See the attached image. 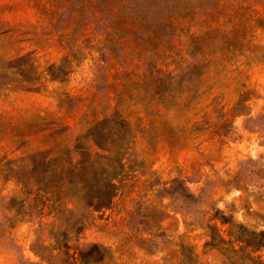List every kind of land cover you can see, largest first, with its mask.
Instances as JSON below:
<instances>
[{"label": "rangeland", "instance_id": "rangeland-1", "mask_svg": "<svg viewBox=\"0 0 264 264\" xmlns=\"http://www.w3.org/2000/svg\"><path fill=\"white\" fill-rule=\"evenodd\" d=\"M5 4L16 7H0V264H75V251L93 244L109 254L100 264H253L240 252L205 247L208 229L186 223L216 206L264 231V0L243 22L255 28L248 38L253 51L224 66L214 57L202 75L187 69L174 86L183 92L174 109L155 106L154 115L144 109L141 77L177 69L184 46L145 59L89 48L66 59V44L35 0H0ZM76 45L88 46L83 38ZM116 97L135 137L125 154V186L112 206L96 212L78 240L69 234L70 250L58 248L48 209L13 227L11 198L25 197L17 177L28 178L33 160L48 151L65 157L104 134ZM190 192L197 203L186 197ZM63 231L55 230L60 242ZM254 255L264 260L263 251Z\"/></svg>", "mask_w": 264, "mask_h": 264}, {"label": "trees", "instance_id": "trees-1", "mask_svg": "<svg viewBox=\"0 0 264 264\" xmlns=\"http://www.w3.org/2000/svg\"><path fill=\"white\" fill-rule=\"evenodd\" d=\"M35 1L36 7L49 19L51 33L66 44V59L83 55L87 48L103 55L130 50L145 59L149 52L156 54L162 48L184 46L179 51L182 52L181 57L186 55V59L180 62L177 69L156 68L141 77L144 109L147 114L154 115L158 112L155 106H162L167 112L174 109L177 98L183 93L174 86L187 69H191L194 76L197 73L202 75L209 69L214 57L220 66H224L253 51L248 38L255 28H247L243 22L257 12L254 5L261 0ZM0 7L11 10L16 6L5 4ZM72 26V33H68ZM261 27L264 29V26ZM81 38L88 46L76 45ZM153 62L155 64V60ZM115 99L117 107L109 126L104 128V134L91 136L86 146H77L81 147V152L76 149L65 157L48 151L40 159L33 160L28 178L17 177V185L21 186L25 197L11 198L13 227L27 217H37L48 209L47 215L54 218L52 233L58 248L70 250L69 234L78 240L88 220L96 212L112 206L125 186V154L135 137L131 134L132 121L125 114V109L120 108L122 100ZM146 99L149 101L145 102ZM140 123L141 119H137L136 126H141ZM32 195L33 207L29 209L27 202ZM186 197L194 203L198 201L191 192ZM77 202L81 204L82 212L78 211ZM69 203L74 206L69 207ZM212 209L213 213L203 212L199 220L186 223L190 229H208L205 235L209 240L204 246L224 252H240L241 259L264 264L261 255H254L264 252V231H256L237 222L232 215L216 206ZM67 213L70 216L65 218ZM214 221L220 222L222 227L227 226V229L222 230ZM62 227L64 242H60L55 232ZM1 232L4 233V230L1 229ZM108 256L101 246L93 244L87 249L78 248L73 258L75 264H100Z\"/></svg>", "mask_w": 264, "mask_h": 264}]
</instances>
